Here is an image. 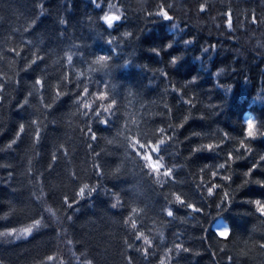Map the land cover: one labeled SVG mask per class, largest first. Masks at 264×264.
I'll return each mask as SVG.
<instances>
[{"label":"trees","instance_id":"trees-1","mask_svg":"<svg viewBox=\"0 0 264 264\" xmlns=\"http://www.w3.org/2000/svg\"><path fill=\"white\" fill-rule=\"evenodd\" d=\"M104 2L106 8L108 0ZM111 2L122 6L126 18L119 22L116 32L111 33L117 36V41L109 45L106 43L109 33L100 26L98 10L92 8L89 0H0V82L9 79L12 82L0 92L3 96L0 100V206H3L0 207V217L5 213L11 216L13 212L17 217L31 214L29 196L41 185L48 196L47 205L54 209L58 207L61 192L73 195V186L66 174L68 171H76L84 183L89 182L87 177H91V183H96L91 167L93 156L85 140L95 146V151L101 155L99 162L104 164L106 172H110L117 163L124 161V148L118 143L108 144L107 140L100 138L112 139L117 127L123 128L126 121L130 126L132 121H136L151 138L156 127L177 125L183 122L184 116L189 117L184 127L176 130L178 141L174 148L170 147L162 153L169 166L174 162L183 165L175 169L174 178L183 181L182 190L185 192H192L199 181L202 164L217 159L215 153L207 151L189 157L190 144L183 142L185 136L193 131L212 135L221 130L240 137L242 121L246 117L253 116L264 121V0ZM41 4L42 9L37 7ZM161 4L171 5L169 14L173 16L172 21L146 17L147 12L155 13ZM201 4L204 5L203 11ZM253 15L257 17L255 24L252 23ZM61 17L68 21L66 26L58 23ZM33 19L37 23L29 36L24 29ZM172 24L177 27L173 28ZM124 31L134 35L123 37L120 33ZM26 40L39 43L42 49L40 55L44 57V62L40 68L45 71L47 83L43 92L46 98L55 92L61 81L68 84L61 90L69 92L70 96L82 91L85 84L90 92L97 91V81L100 80H110L116 85L119 92L117 115L120 117L116 126L109 130L101 126V131L97 132L98 141H91L82 133V130L86 131L82 123L84 118L74 115L76 108L70 98H65L46 120L40 117L42 135L40 141L34 144V129L30 120L38 115L39 97H29L30 104L25 110L17 108V103L32 90V73H26L23 61L8 51L16 48L24 57L30 58V52L37 49H29L27 44L21 47V42ZM184 40H191V43L185 44ZM169 41L172 42L171 47L161 55L149 51ZM112 47L117 48L116 54H113ZM65 52L73 54L71 64L67 62ZM97 53L113 56L109 63L116 67L93 66L95 70H92L91 61ZM177 54L181 55V59L175 65H168L167 59ZM124 59L129 60V64L124 65ZM218 68H224L225 72L213 75ZM153 69L167 72V76ZM193 77H196L194 82L191 80ZM225 84L232 85L231 91L226 93L220 86ZM87 99L95 102L91 95H87ZM186 100H190L191 105L184 103ZM21 122L25 123V132L15 145L8 148V141L14 137ZM60 144L64 145V149L55 170L50 171L47 165L51 162V153ZM253 147L256 152L264 151V138L254 141ZM64 150L68 153L66 157ZM223 158L224 152H221L220 160ZM85 160H88L87 165ZM30 162L32 172L38 178H33L31 183L27 174ZM247 165V161L236 162L233 165L235 174L238 176ZM139 171L135 160L124 161L119 179L105 175L100 177L99 183L105 187L115 184L129 193L125 199L139 201L141 208L147 205L149 209H155L146 211L141 217V230L153 238L155 252L162 254L163 248L158 245L168 247L176 242L178 234L180 242L191 252L181 253L180 259H176L173 253L174 264H227L217 243L226 238L215 235L216 225L227 223L235 233L231 238L232 251L229 254L236 257L237 252L245 253L236 258L235 264H264V253L255 247L264 236V224L254 215L246 214L248 206L244 203L247 199L264 198V189L256 185L242 189L234 205L220 213L223 219L217 217L215 204L208 200L203 204L202 212L194 214V218L187 215L191 210L180 208L176 220L169 223L157 215L162 197L153 190L146 177L142 179L139 176ZM8 172H12V177L8 176ZM209 179L205 175V180ZM216 182H219L218 178ZM236 183L240 180L236 179ZM108 199L101 191L94 198H85L75 213L69 212L74 220L63 224L67 229L64 239L86 243L97 255L98 264H121L119 245L124 232L116 221L122 220L126 209L109 211ZM19 201H24L28 207L14 204ZM196 204L201 206L199 200ZM0 223L3 221L0 220ZM160 233H163V241L159 238ZM56 247L68 259L70 253L64 247V241H57L52 228L28 241L7 242L0 239V264H32L33 257L38 253ZM136 264H143V261L137 257ZM151 264H156V261L152 260Z\"/></svg>","mask_w":264,"mask_h":264},{"label":"snow or ice","instance_id":"snow-or-ice-1","mask_svg":"<svg viewBox=\"0 0 264 264\" xmlns=\"http://www.w3.org/2000/svg\"><path fill=\"white\" fill-rule=\"evenodd\" d=\"M89 3L93 9L98 10V20L101 22L100 26H103L104 31L109 33L106 43L112 45L117 41V36H113L111 33L116 32L115 29L119 26V22L126 18L125 12L121 10L122 6L118 7L111 0H108L106 5L107 10H105L104 0H89ZM68 6L71 7V4L69 3ZM37 7L42 9L43 5H37ZM200 9L203 11V4L200 5ZM170 10L171 5L161 4L155 13L147 12L146 17L172 21L173 16L169 14ZM40 14L43 15L42 12ZM256 22L257 17L253 15L252 23L255 24ZM36 23V20H31L27 28L24 29V32L30 36L34 32ZM58 23L66 26L68 21L61 17ZM228 26L229 28L232 27L230 21ZM172 27L176 28L177 25L172 24ZM120 35L131 37L134 34L124 31ZM183 42L189 44L191 40H184ZM171 43L169 41L162 46L150 48L149 51L159 56L164 50L171 47ZM24 44H27L29 49H37L30 52V58L24 57L22 52L16 48L8 49V51L23 61V70L26 73L29 71L32 73V90L17 103V108L25 110L30 104L29 97H39V106L36 109L38 115L36 118L30 120V126L34 129L32 136L34 144L40 141L42 135L40 117L46 120L47 116H50L56 110L58 104L64 102L65 98H70L72 105L76 108L74 115L78 114L84 118L82 123L83 129H86V131L82 130V133L83 136L89 138L91 141H98L97 132L101 131V126H103L104 130H109L116 126V121L120 118L117 115L119 110V92L116 85L112 84L110 80H100L97 81V91L90 92L88 85L85 84L82 91L70 96L69 92L61 90L68 87L67 83L61 81L60 86L55 92L51 93L49 98H46L43 90H45L47 81L44 69L40 68V64L44 62V57L40 55L42 49H40L39 43L35 41H22L21 47ZM202 51L207 50L203 49ZM112 52L116 54L117 48L112 47ZM65 56L67 62L71 64L73 54L65 52ZM112 59L113 56L97 53L91 61L90 68L95 70L93 66H98L99 68L116 67L115 64L109 63ZM180 59L181 55L179 54L171 55L167 59V64L171 66L175 65ZM123 64H129V60L124 59ZM153 71H161L162 76H167V72H163L160 69H153ZM223 72H225L224 68H218L213 75L219 76ZM191 80L194 82L196 77H193ZM11 83L10 79L6 82H0V92ZM220 86L224 88L226 93L232 89V85L230 84ZM87 95L94 97L95 102L88 100ZM2 99L3 96L0 94V100ZM184 103L191 105L190 100H186ZM188 119V116H184L183 122L180 124H169L167 128L156 127L151 138L138 126L136 121H132L131 126L126 121L123 128L117 127L115 136L112 139H107L106 137H101L100 139L107 140L108 144L118 143L124 148V161L135 160L136 165H139V176L142 179L146 177L147 182L150 183L153 190L157 191L158 195L162 197V200L159 202L157 215L163 217L166 222L175 221L177 218L176 213L180 208L191 210L187 215L194 218V214L202 212V206L208 200H211L215 204V208L218 210L217 217L223 219L220 213L234 205L242 189L249 185H256L264 189V151L256 152L253 147L254 141L258 138H264V130H262L264 129V121L258 120L253 116L246 117L242 121V136L240 137H233L230 132L221 130H217L212 135H202L199 131H193L190 135L185 136L183 142L190 144L189 157L197 152L204 151L215 153L217 156L214 162L202 164L199 168V173L201 174L199 181L195 183L192 192H185L182 190L183 181H178L174 178L175 169L181 168L183 165L174 162L169 166L165 162V154L162 153L166 152L170 147L174 148L175 143L178 141L176 130L184 127V123ZM133 128L135 129L134 134ZM24 132L25 123L21 122L14 133V137L8 141L7 147L11 148L15 145ZM198 140H206L207 142H197ZM189 141L194 142L189 143ZM85 143H87V147L93 156L91 167L97 182L91 183V177H87L89 182L84 183L76 171H68L66 174L73 186V195L70 196L67 192H61L58 196V207L55 209L47 205L48 196H46L43 185H41L37 191L31 192L29 196V203L32 205L30 209L31 214H22L17 217L15 212H13L11 216L5 213L0 217V220L3 221V223H0V239L7 242L28 241L42 234L45 230L52 228L57 241H64V247L70 253L68 259H65L63 254H61L60 248L56 247L44 253H38L33 257L32 264H73V262L75 264H98L97 255L93 254L94 250L86 243H74L73 239H64L67 236V229L63 227V224L74 220V216L68 213L78 211L80 203L85 198H94L96 194L103 191L109 197L107 207L109 211L126 209V214L122 216V220L116 221V223L121 225V229L124 232V237L119 245L121 264H136L137 257L143 261V264H151L152 260H155L156 264H174L173 253H175L176 259L181 258V253H190L191 249L186 247L183 242H180L178 234L176 242L168 247H164L163 244L158 245V247L163 248L162 254L154 251L153 238L141 230L143 228L141 217L145 215L146 211H155V209H149L147 205L141 208L139 201L125 199L129 193L115 184H112L111 187L101 185L99 183L101 176L112 175L116 180L119 179V175L122 174L124 161L117 163L110 172H106L104 164L99 162L101 155L95 151V146L92 143H88L87 140H85ZM229 145H232V147H229ZM62 149H64V145L60 144L56 147V151L51 153V162L47 165L50 171L55 170V165L58 162ZM225 149H227L226 152ZM221 152H224L222 161L220 160ZM63 155L65 157L68 155L67 150H64ZM175 159L176 157L173 155V160L175 161ZM238 161H247L248 165L237 176L233 165ZM87 164L88 160H85V165ZM161 173L165 178L164 181L160 179ZM27 174L31 183L32 179L36 178L32 172L31 162ZM205 175L209 176L210 179L206 181ZM8 176L12 177V172H8ZM217 178L219 182H216ZM236 179H239L240 183H236ZM233 184H235V187H233ZM196 200H199L201 206H197ZM15 203L23 205L24 208L28 207L24 201ZM244 203L248 206L246 214L254 215L261 224H264V198L247 199ZM54 225L55 227H53ZM234 234V230L227 223L223 225L217 224L215 227V235L226 238L217 243L220 247L222 258H226L227 264H235L237 257L245 255L243 251L237 252L236 257L229 254L232 251L231 238ZM159 238L161 241L164 240L163 233H160ZM255 247L260 253H264V236L261 237ZM212 254L213 256L216 255L215 252ZM157 256H159L158 260L156 259Z\"/></svg>","mask_w":264,"mask_h":264},{"label":"rangeland","instance_id":"rangeland-1","mask_svg":"<svg viewBox=\"0 0 264 264\" xmlns=\"http://www.w3.org/2000/svg\"><path fill=\"white\" fill-rule=\"evenodd\" d=\"M153 155H155V154H153ZM160 177L164 178L162 173L160 174Z\"/></svg>","mask_w":264,"mask_h":264}]
</instances>
